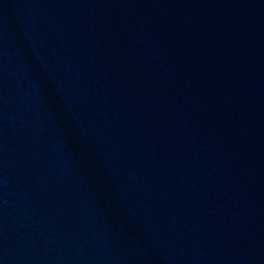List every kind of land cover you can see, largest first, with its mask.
<instances>
[{"label":"water","instance_id":"water-1","mask_svg":"<svg viewBox=\"0 0 264 264\" xmlns=\"http://www.w3.org/2000/svg\"><path fill=\"white\" fill-rule=\"evenodd\" d=\"M0 264H264V0H0Z\"/></svg>","mask_w":264,"mask_h":264}]
</instances>
